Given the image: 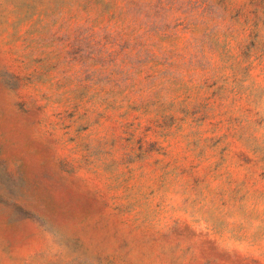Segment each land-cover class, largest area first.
<instances>
[{
  "label": "rangeland",
  "instance_id": "obj_1",
  "mask_svg": "<svg viewBox=\"0 0 264 264\" xmlns=\"http://www.w3.org/2000/svg\"><path fill=\"white\" fill-rule=\"evenodd\" d=\"M0 264H264V0H0Z\"/></svg>",
  "mask_w": 264,
  "mask_h": 264
}]
</instances>
